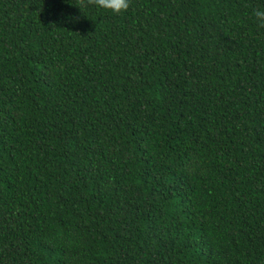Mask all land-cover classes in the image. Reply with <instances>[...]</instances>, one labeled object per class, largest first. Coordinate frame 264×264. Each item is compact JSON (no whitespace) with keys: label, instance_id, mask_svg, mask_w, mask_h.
I'll return each instance as SVG.
<instances>
[{"label":"trees","instance_id":"1","mask_svg":"<svg viewBox=\"0 0 264 264\" xmlns=\"http://www.w3.org/2000/svg\"><path fill=\"white\" fill-rule=\"evenodd\" d=\"M0 0V264H264V0Z\"/></svg>","mask_w":264,"mask_h":264},{"label":"clouds","instance_id":"2","mask_svg":"<svg viewBox=\"0 0 264 264\" xmlns=\"http://www.w3.org/2000/svg\"><path fill=\"white\" fill-rule=\"evenodd\" d=\"M79 8L94 5L98 8L110 10L114 14H121L128 10L130 7V0H78L76 4ZM253 14L256 20L264 25V9H253Z\"/></svg>","mask_w":264,"mask_h":264}]
</instances>
